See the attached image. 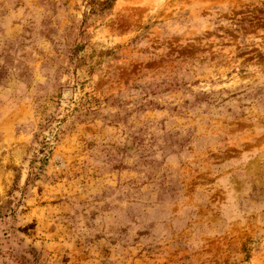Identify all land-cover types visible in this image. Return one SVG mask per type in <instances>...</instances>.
Returning a JSON list of instances; mask_svg holds the SVG:
<instances>
[{
    "label": "rangeland",
    "instance_id": "obj_1",
    "mask_svg": "<svg viewBox=\"0 0 264 264\" xmlns=\"http://www.w3.org/2000/svg\"><path fill=\"white\" fill-rule=\"evenodd\" d=\"M0 264H264V0H0Z\"/></svg>",
    "mask_w": 264,
    "mask_h": 264
}]
</instances>
